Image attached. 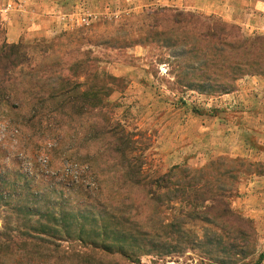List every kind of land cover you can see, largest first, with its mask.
<instances>
[{"label":"rangeland","instance_id":"1","mask_svg":"<svg viewBox=\"0 0 264 264\" xmlns=\"http://www.w3.org/2000/svg\"><path fill=\"white\" fill-rule=\"evenodd\" d=\"M213 31L214 39L204 37ZM238 36L264 37V0H0V46L19 44L33 57L30 65L40 64L44 91L64 76L85 82L86 89L96 64L98 86L107 93L103 109L131 134L144 169L162 174L178 167L170 180L184 184L186 199L170 185L161 197L165 205L150 204L157 220L168 225L160 232L169 238L154 248L149 244L155 240H148L136 252L142 263L220 264L237 251L240 257L231 264H242L264 253V63L253 60L260 46L250 49L252 55L233 49ZM239 63L250 74H241L229 90L210 88L227 83L223 77ZM106 73L116 78L105 80ZM29 87V80L17 79L20 91ZM18 104L17 112L10 104L0 106L3 164L33 176L44 191L65 193L77 205L90 203L97 214L132 209L128 205L139 199L135 191L122 189L115 196L113 183L120 186L122 171L95 159L105 145L90 143L91 103L83 114L75 104L50 105L41 121L24 129L27 136L13 118H30V101ZM87 155L94 156L101 181L82 163ZM220 194L230 209L226 220L220 218ZM8 215L0 208L2 230ZM236 216L251 221L244 233L237 232ZM235 241L240 247L233 250ZM74 251L93 255L95 263L126 264L102 247L76 245Z\"/></svg>","mask_w":264,"mask_h":264},{"label":"trees","instance_id":"2","mask_svg":"<svg viewBox=\"0 0 264 264\" xmlns=\"http://www.w3.org/2000/svg\"><path fill=\"white\" fill-rule=\"evenodd\" d=\"M204 37L214 39L216 33L215 31L207 32ZM256 46H260V52L253 60L263 64L264 37L257 36L248 41L238 36L233 49L239 54L252 55L250 49ZM32 58L27 56L26 51L22 50L19 44L4 43L0 46V106L1 104H10L12 110L17 112L20 110L18 101L22 98L25 100L27 98L30 101V110L33 112L30 118L26 120L24 117L21 120L13 118L20 128H23V135L27 136L24 129H29L33 124L31 122H34L35 119L38 120L37 122L41 121L40 117L45 115L50 105L55 104L56 108L63 106L64 103L75 104L79 112L83 114V111L88 108L87 105L91 103L90 113L92 117L94 116L91 125L94 131L91 134L90 143L94 148L96 142L101 141L105 145L103 153L98 152V157L95 159H99L102 163H111V168H116V171L119 172L122 171L118 179L122 180L120 186L113 183L115 196L125 189V192L130 194L135 191L134 198L139 199H133L131 205H128L132 209H127L124 213L97 214L98 211L92 210L90 203L84 202L77 205L65 193L57 191L60 196H56L52 192L51 194L44 191L38 187L37 183L33 182V176L24 174L19 167L16 170L10 169L0 161V208L9 213L3 230L0 229V264H101V260L96 263L91 260L93 255L88 258L85 257V254L76 253L74 251L76 245H80L85 250L102 247V251L108 257L116 255L126 264H146L142 263L136 252L144 250L150 239L156 242V245L149 244L154 248V246H158L157 243H166L169 238L163 234V231L160 232V229H165L168 225L157 220L150 204L154 202L158 206L165 205L161 197L170 192V185L176 186L174 191L178 194L175 196L186 199L184 184L170 180L173 171L178 167L173 166L162 174L150 173L144 169L145 158L141 154L134 153L131 134L122 125L111 120L103 109L107 105L105 100L107 93L102 91L105 86H98L99 69L96 64L91 65L95 71L89 74L88 78L92 82L86 89H81L85 82L74 81L72 78L64 76L58 79L59 82H56L60 85L53 87L47 93L37 77L40 64L30 65ZM255 63L257 64L256 61L250 62V64ZM76 65L81 70L85 68L83 61L77 62ZM243 66L242 64L237 65L236 73L232 72L231 75L223 77V81H227V83H219L221 84L219 86L211 84L210 88L217 91L233 88L234 82L241 77V74H250L245 71ZM107 77H112V75L104 74L105 80ZM19 78L29 80L28 90L20 91L16 88V81ZM33 78L34 81H32ZM115 78L112 77V79ZM58 101L63 104H59ZM68 104H64V106ZM34 146L31 151L35 153L37 148L35 149ZM27 151L31 152L28 149ZM93 157L89 155L82 157V163L86 169H91L95 179L101 181L100 173L94 169ZM216 161L218 160L212 161V163L214 164ZM13 175L16 178L12 180L10 177ZM140 191L142 194L139 195ZM224 196V194L217 195L216 200L220 208V218L226 220L230 209L223 199ZM234 220L237 222L238 233H244L246 231L245 223H251L250 220L247 221L238 216ZM12 222L19 231L18 235L12 233ZM96 223L97 226H94ZM238 242H233L231 246L233 250L235 247H240ZM112 243L118 244L116 249L113 248ZM202 245H206V241ZM233 255V257L231 256L232 261L224 259L225 261L222 260L220 264L236 262L240 256L237 251ZM263 259L264 253L260 254L257 260L251 262L249 259L248 263L244 260L242 264H260Z\"/></svg>","mask_w":264,"mask_h":264}]
</instances>
